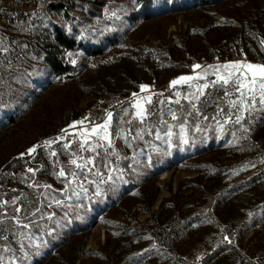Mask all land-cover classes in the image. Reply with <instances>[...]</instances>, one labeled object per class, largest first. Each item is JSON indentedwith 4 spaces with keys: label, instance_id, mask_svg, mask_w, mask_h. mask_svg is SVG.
I'll return each instance as SVG.
<instances>
[{
    "label": "rangeland",
    "instance_id": "rangeland-1",
    "mask_svg": "<svg viewBox=\"0 0 264 264\" xmlns=\"http://www.w3.org/2000/svg\"><path fill=\"white\" fill-rule=\"evenodd\" d=\"M53 1L44 3L37 22L0 25L8 49L0 53V201L9 202L0 212L41 208L31 217L38 227L0 223V264H264V112L252 118L245 113L241 124L229 122L221 131L217 121L223 124L229 111L220 99L224 89H206L214 95L202 115L187 117L183 143L178 125L191 110L183 96L192 89L169 87L208 65L264 64V0H56L68 6L69 19L45 6ZM53 24H72L90 41L112 33L121 39L100 55L69 51L74 72L56 76L39 51L40 42H50ZM133 93L153 95L145 127L159 125L162 109L183 110L179 121L163 116L173 125L171 146L155 139V127L132 148L117 139L121 155L129 157L120 161L121 180L101 185L100 196L87 185L88 199L65 201L74 205L71 211L51 204L64 199V182L55 173L71 167L77 147L63 148L75 141L63 130L75 132L68 126L85 117V127L101 123L106 110L114 113V123L117 117L127 121ZM169 97L181 103H169ZM218 105L224 114L217 115ZM133 125L140 127L139 121ZM50 140L57 142L45 146ZM15 197L20 199L12 205ZM49 228L55 229L51 235Z\"/></svg>",
    "mask_w": 264,
    "mask_h": 264
},
{
    "label": "snow or ice",
    "instance_id": "snow-or-ice-1",
    "mask_svg": "<svg viewBox=\"0 0 264 264\" xmlns=\"http://www.w3.org/2000/svg\"><path fill=\"white\" fill-rule=\"evenodd\" d=\"M112 17L119 20V16L115 12L111 14ZM111 18V17H110ZM264 43V41H262ZM7 47L3 46V38H0V53L7 52ZM193 69H201V65L194 64ZM209 75H214L215 79L207 80ZM204 80V83H198V81ZM178 84H186L192 91L187 95L183 96V99L188 102L191 106V110L187 111L186 115L183 116V122L179 123V128L181 131V137L183 143H188L187 138L184 137L185 125L187 123V117L193 115H202L204 107H206L211 102V97L213 93H208L205 90L212 88L216 90L217 88L224 89V95L220 99L226 101L228 104L229 111L227 112L226 118L223 124L217 121L218 127L221 131L224 130V125L229 122L235 123L237 125L241 124L245 120V113L248 117L252 118L254 113L264 112V64H253L243 61H230L223 64L208 65L206 68L201 69L200 72H194L193 75H183L174 80L169 84V87H174ZM147 85H140L141 91H146ZM233 93H238L235 99H229ZM177 93V97H179ZM136 97L134 103L132 104L133 112L131 113V118L127 121L123 120V117H117L114 123V113L112 111L106 110V116L101 123L90 122L87 127H85V121L89 120V117H85L83 120L74 121L68 126L70 129H76L75 132L69 133L67 129L63 130L66 136L75 137V141L69 140L64 143L63 148L68 150L73 147L76 143L77 147L73 149L70 155L68 164L71 167H61L60 170L55 173L57 179H62L64 182V189L62 190L65 195L64 199H52L51 204H55L57 207L64 206L71 211L74 207L73 204H65V201H71L75 198L76 201L81 199H88L89 188L87 185H92L95 188L94 195L100 196L104 192V188L101 185H114L117 181L121 180L123 177L124 169L120 167V161L128 160L129 157L122 156L120 150L116 147V140H123L124 144L128 148L133 147V141L143 140L145 132L148 135H152L151 127H155V139L162 140L171 146V138L173 133L171 128L173 125L167 123L163 119L164 115H171L173 121L181 120L183 110L175 111L171 108L162 109L160 114L159 125H152L151 127H145L148 117L153 115L152 108L149 107L153 105V95L139 97L136 93H133ZM203 98V99H202ZM169 103L180 104L179 98L172 101L169 97ZM159 103H164V101H159ZM236 110L235 119L231 120L233 115L232 110ZM224 108L217 106V115L224 114ZM121 112L125 115L128 114L126 108H121ZM209 119V117L204 116V120ZM215 119V117H213ZM133 121H139L140 127H135ZM126 124L128 127H123ZM77 125H80L77 128ZM167 125L165 130L164 126ZM197 131L200 130L199 125L196 128ZM247 131V129H245ZM166 138V139H165ZM63 139V137H58L57 140ZM57 141H45L44 145H51ZM36 151V146H33L27 150L29 154ZM89 153L85 156L83 153ZM142 154V152H141ZM24 156V153L20 154ZM55 156L56 152H52ZM137 153H133L131 159L134 163H139L136 159ZM128 168H133L132 164H128ZM33 168H28L27 172L35 174ZM91 177V179H90ZM34 186H39L38 182ZM46 188H51V185H45ZM20 197H15L11 201L12 205H16ZM8 201H0V209L6 208ZM51 204L49 206H51ZM79 207V204L75 205ZM13 214L9 216L6 212H0V223L5 219L13 220L17 225L22 228L27 229L29 226H36V221L31 219L35 213L41 212V208H35L34 212H29L24 210L22 207H14L12 209ZM22 215H16L20 214ZM68 212H65V216ZM251 215V214H250ZM49 221L53 220L54 214H46ZM41 219H44V215H41ZM27 221V223H24ZM57 227H61L60 221H55ZM55 229L49 228L48 234L51 235ZM228 240V237H225ZM231 243V240H228ZM154 247V246H153ZM28 253H25L27 256ZM199 259V258H198Z\"/></svg>",
    "mask_w": 264,
    "mask_h": 264
},
{
    "label": "trees",
    "instance_id": "trees-1",
    "mask_svg": "<svg viewBox=\"0 0 264 264\" xmlns=\"http://www.w3.org/2000/svg\"><path fill=\"white\" fill-rule=\"evenodd\" d=\"M142 2H148L149 0H139ZM212 0H199L200 3H207ZM49 4V9L56 12H61L65 15V18L69 19V8L64 6L63 2L46 3ZM44 11V4H43ZM48 36L51 37L50 42H44L46 44L39 43L41 55L44 61L50 66L53 73L56 76L69 75L75 70V66L67 59V53L69 51L80 50L86 55H100L110 46H115L120 41V36L115 33L104 34L96 39L86 40L81 30L77 27L69 26V28L63 27L62 25L53 24L49 29Z\"/></svg>",
    "mask_w": 264,
    "mask_h": 264
},
{
    "label": "built area",
    "instance_id": "built-area-1",
    "mask_svg": "<svg viewBox=\"0 0 264 264\" xmlns=\"http://www.w3.org/2000/svg\"><path fill=\"white\" fill-rule=\"evenodd\" d=\"M49 0H0V25L32 23L43 16V4Z\"/></svg>",
    "mask_w": 264,
    "mask_h": 264
}]
</instances>
